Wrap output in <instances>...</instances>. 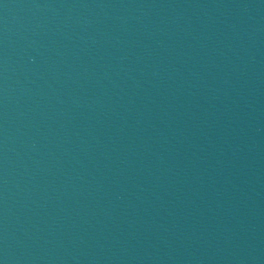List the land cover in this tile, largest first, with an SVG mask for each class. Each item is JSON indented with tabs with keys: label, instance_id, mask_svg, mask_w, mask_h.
I'll return each instance as SVG.
<instances>
[{
	"label": "water",
	"instance_id": "water-1",
	"mask_svg": "<svg viewBox=\"0 0 264 264\" xmlns=\"http://www.w3.org/2000/svg\"><path fill=\"white\" fill-rule=\"evenodd\" d=\"M0 264H264V0H0Z\"/></svg>",
	"mask_w": 264,
	"mask_h": 264
}]
</instances>
